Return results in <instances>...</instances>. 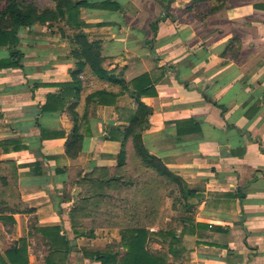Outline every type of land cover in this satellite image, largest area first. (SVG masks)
<instances>
[{
	"label": "crops",
	"instance_id": "1",
	"mask_svg": "<svg viewBox=\"0 0 264 264\" xmlns=\"http://www.w3.org/2000/svg\"><path fill=\"white\" fill-rule=\"evenodd\" d=\"M111 1L121 8L82 9L85 31L101 46L106 70L127 84L149 75L155 94L142 98L153 109L144 145L193 192L185 206L193 204L195 213L184 219L170 262L264 264V0ZM20 39L25 68L0 70V141L19 140L27 149L1 154L7 173L0 176L7 184L0 198L10 208L34 212L0 216V254L6 258L10 247L27 238L29 264H46L49 246L36 229L60 226L71 247L66 264H101L87 252L111 243L75 234L70 216L81 189L70 183L97 169L118 170L122 143L104 137L128 127L137 103L87 66L79 76L77 107L81 117L88 113L83 151L69 158L74 121L68 106L41 113L49 96L59 93L52 84L72 81L78 67L68 35L37 24L23 29ZM10 52L1 48L0 59ZM101 90L118 94L115 104L87 103ZM40 127L66 136L43 141ZM40 149L44 157L36 155ZM127 152L128 162L136 156L132 140ZM65 191L71 201L61 203Z\"/></svg>",
	"mask_w": 264,
	"mask_h": 264
},
{
	"label": "trees",
	"instance_id": "2",
	"mask_svg": "<svg viewBox=\"0 0 264 264\" xmlns=\"http://www.w3.org/2000/svg\"><path fill=\"white\" fill-rule=\"evenodd\" d=\"M53 6L41 8L34 2L27 0H8L5 8L0 10V49L9 48L11 50L10 56L0 59V70L7 68H21L24 69L25 55L19 45L21 43L20 34L23 29H30L33 26L40 24L49 26L51 28L58 26L60 31L68 35L72 54L78 61L76 70L71 71L72 81L60 84H52L60 87L59 93L49 96L47 103L41 107V113L51 111H63L66 106L69 114L74 121V128L67 137L66 154L71 159H76L83 151V142L85 135L82 131L83 126L88 121V113L82 117L77 112L79 106L80 94L82 91V82L79 76L84 72L87 66L100 79L119 84L123 91H127L129 95L137 103V109L132 112L129 119V125L125 130H111L109 135L104 137L105 140H117L122 143V150L118 156V170H121L127 165L128 152L127 144L130 140L133 142L134 154L138 156L142 164L155 171L158 176L176 183L180 188L181 193L187 199L193 195V192L188 189L185 181L171 171L158 157L152 155L145 147L143 142V132L149 125V118L153 114V109L142 101L143 97L152 96L155 94L153 84L150 81L149 75H142L131 83L116 75V71H108L104 67V58L101 55V46L97 42L90 41L86 28L88 24L82 17V9L90 6L99 8H115L119 10L121 7L117 2L111 0L103 1L102 3L92 4L88 1H73V0H49ZM223 0H217L222 2ZM220 6L212 7V11L218 9ZM42 83L35 82L34 86L39 87ZM44 85H50L44 83ZM118 94L107 91H97L90 95L87 103L94 101L97 104L107 105L115 104ZM74 97L76 101H71ZM112 98L114 102L107 99ZM70 102V103H69ZM41 128L43 141L58 137L66 136L62 132H48ZM194 130L198 127L193 122ZM89 132V131H88ZM27 149L21 146L19 140H5L0 141V156L3 153H10ZM29 149V148H28ZM42 149L35 151L39 157H44ZM3 161L0 160V167ZM17 170V166H13ZM11 167V168H13ZM2 168V167H1ZM118 170L114 171L117 173ZM105 173L110 171L108 169H97L92 174ZM80 176V175H79ZM79 176L77 178H79ZM75 178L74 184H83V181H77ZM90 177H84L82 180H88ZM113 179V178H112ZM114 180V179H113ZM74 181V180H73ZM72 181V182H73ZM95 181L107 182V179L101 177ZM110 181V180H108ZM7 181L5 177H0V190L6 187ZM3 185V187H2ZM80 186V185H79ZM66 193V192H65ZM64 195V194H63ZM70 195L67 193L61 199V203L70 202ZM80 206L75 205L71 210V217L74 221V215L80 211ZM34 209L25 208H10L2 198H0V216L6 213H33ZM75 227V226H74ZM40 233L49 246V256L46 258V264H66L67 256L70 251V243L65 235H62V227H41L36 229ZM75 234L77 236H85L88 238H95V232L80 231L75 227ZM160 237L165 244H168V251H151L148 248V243L152 237ZM121 247L124 249L123 253L115 250L113 246H107L103 250H97L91 256L93 260L101 264H172L171 255H177L178 245L181 243L180 237L175 231H158L154 233L147 227H127L121 230ZM27 238H22L19 242L10 247L5 255L0 254L1 264H29V250Z\"/></svg>",
	"mask_w": 264,
	"mask_h": 264
},
{
	"label": "rangeland",
	"instance_id": "3",
	"mask_svg": "<svg viewBox=\"0 0 264 264\" xmlns=\"http://www.w3.org/2000/svg\"><path fill=\"white\" fill-rule=\"evenodd\" d=\"M27 1L41 8L49 7L50 4L49 0ZM7 2L0 0V10L5 8ZM3 173H7L6 169L0 167V174ZM86 177L90 179L82 180V174L77 178V183L83 181L80 186L74 184L76 180L70 183L72 187L78 186L81 189L80 199L75 204L81 209L74 215L75 222L70 216L73 226L80 225V231L95 232L96 237L108 238L102 245L110 241L109 246L120 253L124 252L120 243L122 229L147 227L154 233L172 230L178 235L185 223L184 219L193 217L195 213L193 204L185 206L186 198L178 185L145 167L137 155L131 157L127 165L117 173H91ZM101 177L107 179V182L95 181ZM37 247L43 250L40 243ZM148 248L151 251L167 252L168 244L155 236L149 241Z\"/></svg>",
	"mask_w": 264,
	"mask_h": 264
}]
</instances>
